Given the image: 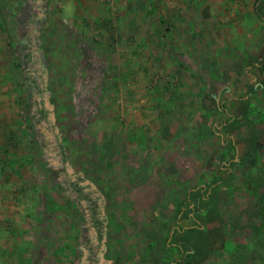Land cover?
I'll return each instance as SVG.
<instances>
[{"label":"rangeland","instance_id":"1","mask_svg":"<svg viewBox=\"0 0 264 264\" xmlns=\"http://www.w3.org/2000/svg\"><path fill=\"white\" fill-rule=\"evenodd\" d=\"M254 3L0 0L22 126L11 150L37 195L44 264L97 251L78 240L87 212L49 175L56 156L103 198L96 264H170L168 243L184 235L173 230L188 225L199 240L223 234L197 264H264V150L253 149L264 143V0ZM210 183L207 199L189 191Z\"/></svg>","mask_w":264,"mask_h":264},{"label":"crops","instance_id":"2","mask_svg":"<svg viewBox=\"0 0 264 264\" xmlns=\"http://www.w3.org/2000/svg\"><path fill=\"white\" fill-rule=\"evenodd\" d=\"M4 43L3 39L0 42V264H44L47 241L38 213L34 216L37 195L31 186L24 187V177L19 171L24 161L11 150L17 141L16 132L22 126L16 120L14 88H9L14 65L11 54L5 52L9 45ZM86 243L89 247L90 242ZM89 252L92 251H83L78 264H95V257Z\"/></svg>","mask_w":264,"mask_h":264},{"label":"flooded vegetation","instance_id":"3","mask_svg":"<svg viewBox=\"0 0 264 264\" xmlns=\"http://www.w3.org/2000/svg\"><path fill=\"white\" fill-rule=\"evenodd\" d=\"M258 66H261V63H259ZM262 71H263V76H264V64H263V70ZM41 104L43 105L44 103L42 102ZM258 148H261L264 150V143H256L255 146L253 147V149H258ZM46 163H47L46 167H48L49 164L47 161H46ZM55 164L59 168V170H58L59 173L58 174L52 173L51 172L52 170H51L50 174H49L51 179H55L56 185H58V187L61 189V191L65 197H67L71 201L75 202L76 206L79 209H81V207H82L85 210V212H87V214H88V216H85V214H84V216L87 217L88 219L83 217L84 225H82L83 226L82 228H87L86 229V235L80 236L78 238V240L82 245L89 241L90 242L89 247L94 249V250L97 249V251L89 252V253H92L94 255V257L95 256L98 257V258H96V257L94 258L96 260V262H94V263L96 264L97 260L101 259V256L104 252V248L102 247V242H103L104 238L106 237V231L103 230L104 227H101L102 225L105 224V220L103 219V205H102V204H104L103 198H102L101 194L94 187H90V188L88 187V189H84L80 185V183L77 181V179H73L74 178L73 175L67 171L62 159L59 156H56V163ZM60 177L63 181L60 180ZM189 191H190V189H189ZM186 197H189L188 193H187ZM82 202H83V204H82ZM184 206H185V204L180 208V212L184 211L185 212V218L190 219V214H187V211H190L191 208L185 207V209H183ZM186 208L188 210H186ZM194 229L199 230V227L188 225L187 227H185L183 229H174L173 232H175V231H177L179 233L184 232V235L181 234L183 236L182 240L178 239L177 241L171 242V244H169V245L173 246L174 249L177 251L175 246L176 247L178 246V248H180L181 247L180 245L182 243L186 247L185 253L190 255V253H192L191 242H192V232ZM211 229L218 230L221 233L222 239H223V234H222V231L220 230V228L212 227V228L207 229L205 231L203 237H201V240L205 239V234L207 233V231H209ZM171 236L172 235H171V231H170L169 234L167 235L166 239L168 240L169 238H171ZM166 239H165V241H166ZM194 239L196 240L197 236ZM197 240H199V239H197ZM170 241H169V243H170ZM222 248H223V246H222ZM177 253L179 255L178 259H180L181 254L178 251H177ZM186 264H190V262H187Z\"/></svg>","mask_w":264,"mask_h":264},{"label":"trees","instance_id":"4","mask_svg":"<svg viewBox=\"0 0 264 264\" xmlns=\"http://www.w3.org/2000/svg\"><path fill=\"white\" fill-rule=\"evenodd\" d=\"M259 1L260 0H254V2H255L254 4L258 3ZM253 10H254V13L259 18H261V19L263 18L262 15L259 13L258 9L256 8V6H254ZM263 64H264V62L261 63L262 70H263ZM210 184L208 186L202 185L199 187H194L190 191H196V193L199 195V197L201 199H204V198L207 199L210 196L209 192L212 189V184L214 186V183H210ZM192 197L193 196H189L190 199ZM182 206H183V203H179V205L177 206L176 211H175L176 214L180 212V208ZM197 208L199 210L203 209V205L199 200L197 202ZM186 210H188V209L186 208ZM198 232L199 231L197 229H194L192 232V242H191L192 253H190V255L186 254L185 253L186 247H185V245H183L181 243L180 248H178V246L177 247L175 246L177 251L181 254V258L171 261L170 264H186L187 262L197 264V263L204 261L211 251L222 248L223 239H222L221 233L218 230L211 229V230L207 231V233L205 234V239H203V240L200 239V240L196 241L194 238L196 236H198L197 235ZM168 244H171V243H168ZM196 256H198L197 260L194 259V257H196Z\"/></svg>","mask_w":264,"mask_h":264}]
</instances>
